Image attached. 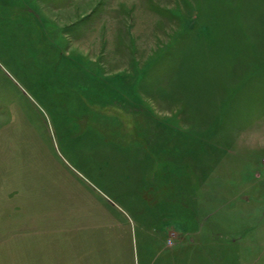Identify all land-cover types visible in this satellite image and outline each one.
I'll return each mask as SVG.
<instances>
[{"label":"rangeland","instance_id":"obj_1","mask_svg":"<svg viewBox=\"0 0 264 264\" xmlns=\"http://www.w3.org/2000/svg\"><path fill=\"white\" fill-rule=\"evenodd\" d=\"M255 124L264 0H0V264H193L166 209L199 184L176 134L256 210L252 256L224 261L264 264Z\"/></svg>","mask_w":264,"mask_h":264},{"label":"crops","instance_id":"obj_2","mask_svg":"<svg viewBox=\"0 0 264 264\" xmlns=\"http://www.w3.org/2000/svg\"><path fill=\"white\" fill-rule=\"evenodd\" d=\"M175 111L177 112V109H175ZM173 126H175V128H172ZM260 126L261 125L259 124H255L256 130H254V126L250 129V137H254L257 141L258 139H262V141L264 140V127ZM168 129L170 132L176 131L177 124L171 123L170 128ZM255 131H258V134H256ZM177 135L187 142L184 140L177 141V143L173 145L177 154H173L171 155L172 157L166 159L171 163L175 162V169L179 171L177 173L178 175H181V172L182 174L184 173L182 171L183 168L179 166L181 163L185 164L184 168L186 169V172L189 167L188 162L193 164V161L198 160L197 163H194L191 166L195 174L199 177V184L196 189L191 188L190 190H187L183 187L177 189L174 192V197L172 199L175 204L173 203L166 207V209L173 210V222H175V224L170 226L171 230H175L181 236L179 243L177 242L172 245L175 246L174 250H176L177 253H182V256L189 253L190 256L188 258L193 264H197L200 255L204 259H209L210 256L213 257L212 255H215L217 259L219 258L221 260L220 262L227 264V262L224 261L226 258L233 262L236 261V259L241 258L242 251H248V249H246L247 247L244 246L248 244L249 251H251L249 257H251L252 251H254V244L252 241L254 235L252 233L254 230L253 225H255V223H252L251 216L256 210L251 208L250 205L252 204L249 202L248 198L244 199L245 201L241 199L242 191L227 193L226 191H223L224 188L220 186V183H218V187L209 186V180L207 177L209 166L207 165V160H204L206 154L197 159H195V156L198 155H192L190 157L185 155L187 148L189 147L188 139L185 138V134H176V136ZM259 146H264V141L261 142ZM183 147L184 150H178ZM184 156H186L185 159ZM154 161L155 168L157 166L155 169L157 174L158 169L159 171H161V168L164 169L160 163L164 161L160 160L159 164L157 163V160ZM159 174L161 175V173ZM230 195H232V198L228 197ZM255 206L257 207V205ZM248 207L250 212L247 211ZM262 207L259 206V210H263ZM241 210L245 211L242 218H245L248 212L249 220L245 219L243 221L240 219ZM179 212L180 216L177 218ZM166 236L167 229L165 231V236L163 237L164 240L166 239ZM150 241L151 240H149V242ZM207 245H210L214 251L217 247L218 251H216L215 254H212L211 252L214 253V251H208L205 249V246ZM199 251H201V253ZM199 264H208V260L204 262L200 261Z\"/></svg>","mask_w":264,"mask_h":264},{"label":"bare ground","instance_id":"obj_3","mask_svg":"<svg viewBox=\"0 0 264 264\" xmlns=\"http://www.w3.org/2000/svg\"><path fill=\"white\" fill-rule=\"evenodd\" d=\"M203 33L205 34V36H206V38H207L208 40H211V39H212V32L210 31L209 28L205 27V28L203 29Z\"/></svg>","mask_w":264,"mask_h":264},{"label":"built area","instance_id":"obj_4","mask_svg":"<svg viewBox=\"0 0 264 264\" xmlns=\"http://www.w3.org/2000/svg\"><path fill=\"white\" fill-rule=\"evenodd\" d=\"M263 162H264V158H263Z\"/></svg>","mask_w":264,"mask_h":264}]
</instances>
